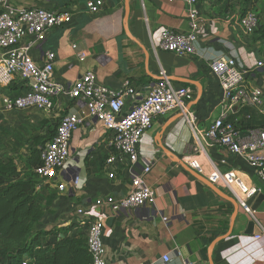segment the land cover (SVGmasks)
<instances>
[{
    "label": "crops",
    "instance_id": "crops-1",
    "mask_svg": "<svg viewBox=\"0 0 264 264\" xmlns=\"http://www.w3.org/2000/svg\"><path fill=\"white\" fill-rule=\"evenodd\" d=\"M6 1L16 10L69 9L73 13L74 22L67 28L23 39L37 64H42L46 52L55 55L53 79L65 88L86 72L93 73L98 84L110 89L128 82L135 93L126 100V108H130L163 70L174 88L189 90L191 100L187 109L197 128L204 130L217 117L222 96L209 70V61L219 56H235L242 65L246 87L264 96V39L257 32L252 36L243 33L238 24L241 9L238 6L221 12L218 0H197L195 7L201 19L196 32V52L177 56L158 46L164 30L189 31L188 13L192 8L185 3L129 0L125 21L124 0H103L104 8L98 14L87 11V0ZM72 45L86 54L84 61L76 59ZM4 89L0 88V124L33 130L46 124V132L54 130L58 119L66 113H77L84 119L72 134L70 155L56 178L64 184V190H56L52 213L42 218L41 227L50 229L73 220H100L105 264H163L162 256H168L170 264H264V184L243 160L230 156L219 145L207 148L197 157L203 167V178L213 168L220 172L233 169L247 184L257 187L256 195L248 201L253 219L239 207L232 219L233 206L201 183L187 166L193 135L180 113L156 118L138 145L140 158L152 164L142 179L155 196L154 209H123L112 216L97 202L126 196L131 190V175L141 172L143 162L132 169L122 161L106 164L112 153L110 133L88 117L82 103L53 100L48 112L34 109L4 112L3 99L21 96L25 88L14 80L7 87V94ZM229 120L240 139H246L250 131L262 125L261 116L248 108ZM29 152L26 143L22 149L3 151L0 157L13 161L21 170ZM73 178L76 183H72ZM78 208L84 210L83 216L76 215ZM250 223L253 226L249 228Z\"/></svg>",
    "mask_w": 264,
    "mask_h": 264
},
{
    "label": "built area",
    "instance_id": "built-area-1",
    "mask_svg": "<svg viewBox=\"0 0 264 264\" xmlns=\"http://www.w3.org/2000/svg\"><path fill=\"white\" fill-rule=\"evenodd\" d=\"M167 1L191 6L188 13L189 31L183 33L164 30L158 47L177 56L194 55L197 47L196 32L201 19L195 7L197 0ZM0 4V88L8 87L14 80H19L25 88L21 96L3 99V111L34 109L37 112H48L53 100H76L84 105L89 118L98 121L110 133L109 146L112 153L106 164L122 161L132 169L143 162L141 172L131 175V190L126 196L119 199L107 197L103 202H97L109 214L115 216L123 209H154L155 196L142 179L150 172L152 164L140 158L138 145L140 138L151 128L156 118L173 112L180 113L192 131V155L186 161L191 170L201 175L203 167L197 157L203 155L207 148L219 145L230 156L243 160L257 180L264 184V96L258 90L246 87L242 65L235 56H219L209 61V70L216 78L222 96L217 117L206 129L200 130L187 109L191 93L186 88H174L163 70L159 72L158 80L130 108H126L125 103L135 93L128 82L118 89H110L98 84L93 73L86 72L65 88L53 79L55 55L46 52L42 64H37L29 54L30 46L24 44L23 39L25 36L41 37L51 30L67 28L74 22L73 13L69 9L16 10L6 0H0ZM85 6L90 14H98L104 8V2L87 0ZM258 21V12L249 10L239 18L238 24L245 35L252 36L258 28ZM71 48L76 59L84 61L86 54L76 51L74 45ZM245 108L256 111L262 118V125L250 131L246 139H240L229 117ZM83 121L77 113L62 115L55 125L52 137L40 148V164L34 169V173L50 188L64 190V184L58 183L56 178L63 171L70 155L72 134ZM206 179L233 197L238 207L253 219L248 201L256 195V186L247 184L233 169L220 172L213 168ZM76 181L73 178L72 183ZM75 213L83 216L84 210L78 208ZM162 220L166 222L167 218L163 217ZM88 221L87 249L91 254L92 264H105L101 241L103 224L97 219ZM161 261L163 264H170L168 256H162Z\"/></svg>",
    "mask_w": 264,
    "mask_h": 264
},
{
    "label": "trees",
    "instance_id": "trees-1",
    "mask_svg": "<svg viewBox=\"0 0 264 264\" xmlns=\"http://www.w3.org/2000/svg\"><path fill=\"white\" fill-rule=\"evenodd\" d=\"M255 2L241 0L240 17L254 10ZM256 32L264 39V23L258 21ZM44 125L27 140L30 155L21 170L0 157V264H92L87 249L89 221L73 220L50 229L40 226L42 218L52 213L57 197L56 189L34 173L40 148L54 133L44 132Z\"/></svg>",
    "mask_w": 264,
    "mask_h": 264
},
{
    "label": "rangeland",
    "instance_id": "rangeland-1",
    "mask_svg": "<svg viewBox=\"0 0 264 264\" xmlns=\"http://www.w3.org/2000/svg\"><path fill=\"white\" fill-rule=\"evenodd\" d=\"M218 10L221 12L229 11L235 6L241 7V0H218ZM254 11L258 12L259 23H264V0H256L253 5ZM232 10V9H231ZM26 126L12 127L0 124V153L9 151L11 148L22 149L23 145L27 143V136H32L37 133ZM42 226V224H40Z\"/></svg>",
    "mask_w": 264,
    "mask_h": 264
},
{
    "label": "water",
    "instance_id": "water-1",
    "mask_svg": "<svg viewBox=\"0 0 264 264\" xmlns=\"http://www.w3.org/2000/svg\"><path fill=\"white\" fill-rule=\"evenodd\" d=\"M128 7H129V0H124V13H125V21L127 20V16H128ZM241 135V134H240ZM188 170V169H187ZM192 172V174L201 182L203 183L205 186H207L216 196H218L220 199L230 203L233 206L234 212L232 215V219L236 216L237 214V210H238V205L235 201V199L231 196H228L225 192H223L222 190H220L218 187H216L215 185L211 184L207 179L203 178L201 175L197 174L196 172L190 171ZM253 223H250L248 225V227H252ZM254 234L257 235L258 234V230L256 228V230H254ZM215 243H213L211 245V249L214 246Z\"/></svg>",
    "mask_w": 264,
    "mask_h": 264
}]
</instances>
